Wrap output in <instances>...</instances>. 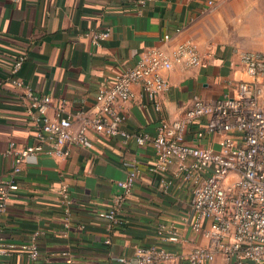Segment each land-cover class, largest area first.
I'll list each match as a JSON object with an SVG mask.
<instances>
[{
	"label": "crops",
	"instance_id": "obj_1",
	"mask_svg": "<svg viewBox=\"0 0 264 264\" xmlns=\"http://www.w3.org/2000/svg\"><path fill=\"white\" fill-rule=\"evenodd\" d=\"M140 1L0 0V180L11 177L15 162L14 154L8 153L11 144L17 148L33 144L37 128L33 120L37 110L29 111L14 77L52 97L51 117L60 103L68 113L90 110L98 91L133 67L142 51L159 46L170 52L191 39L204 63L165 72L171 86L158 98L159 113L139 85L133 87L135 98L120 109L126 116L124 129L151 135L162 117H180L194 96L209 102L233 96L241 81L251 80L240 53L264 52V0ZM106 27L111 28L110 37L95 45L87 33ZM22 56L21 68L13 73ZM90 137L92 147L73 145L67 157L39 153L15 175L20 187L3 216L0 237L16 246L0 257V264H29L21 245L36 232L40 257L34 264H66L68 256L74 264H120L117 257L133 258L139 246L159 244L179 255L210 246L209 239L192 228L191 193L175 178V168L169 173L151 170L152 147L125 144L120 137ZM189 139L219 147L217 135L195 140L189 134ZM134 162L140 172L132 194L116 221L102 218L99 213L109 209L112 197L120 192L117 181L126 177ZM170 179L173 183L165 189L163 181ZM63 185L70 195V215ZM172 235L175 241L169 239ZM202 264H224V259L217 254L214 261Z\"/></svg>",
	"mask_w": 264,
	"mask_h": 264
},
{
	"label": "built area",
	"instance_id": "obj_2",
	"mask_svg": "<svg viewBox=\"0 0 264 264\" xmlns=\"http://www.w3.org/2000/svg\"><path fill=\"white\" fill-rule=\"evenodd\" d=\"M19 2L21 0H13ZM141 4L144 1H140ZM213 4L212 0L208 1ZM177 28L176 32H180ZM111 35V28L87 33L91 41L99 46ZM170 36L166 34L164 40ZM241 63L251 76L250 81H241L238 92L214 101L194 96L191 105L180 117H162L155 135L130 133L123 128L126 116L120 113L122 105L135 98L134 86L139 85L144 95L153 102L156 112L162 110L159 96L170 89L165 72L177 66L190 69L202 66L204 58L196 44L186 39L170 51L162 47H148L140 53L137 63L116 75L108 87L101 88L96 95L93 109L66 111L64 103L56 107L54 117L48 115L52 104L50 95H40L23 79L14 77L15 86L23 89L28 100L29 111L37 110L34 122L37 128L34 143L17 148L13 143L8 151L14 154L15 162L8 180H0V231L1 221L8 205L19 190L15 175L27 160L46 152L58 157H67L73 145L92 147L90 135L121 138L125 144L135 142L140 147H152L155 162L151 170L169 173L174 167V176L189 187L190 207L193 212L192 228L201 232L210 241L208 247H197L187 255H179L153 244L139 246L133 258L117 257L120 264H202L214 261L221 254L224 264H249L264 261V52L243 51ZM24 57L13 67V73L21 68ZM194 125H197L193 128ZM195 140L209 135L219 137V147L203 146ZM139 166L134 162L126 177L117 181L120 192L112 197L109 209L100 216L116 221L123 203L133 192L139 176ZM173 183L163 181L168 189ZM67 213L72 214L70 195L66 185L61 190ZM164 227H161V230ZM160 230V231H161ZM36 232L32 240L22 244L28 253L29 264L40 257ZM170 240L177 237L172 235ZM15 244L0 237V257L10 253ZM66 264H74L68 256Z\"/></svg>",
	"mask_w": 264,
	"mask_h": 264
}]
</instances>
